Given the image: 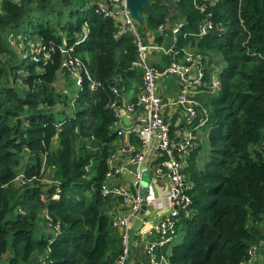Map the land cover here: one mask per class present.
<instances>
[{"label":"trees","instance_id":"16d2710c","mask_svg":"<svg viewBox=\"0 0 264 264\" xmlns=\"http://www.w3.org/2000/svg\"><path fill=\"white\" fill-rule=\"evenodd\" d=\"M99 1L1 0L0 264H117L123 251L122 231L103 208L122 199L101 194L118 137L108 103L118 96L111 85L131 91L142 73L131 64L133 34L104 15ZM141 13L138 29L156 44L159 24L164 32L183 21L176 56L191 41L204 55L206 82L212 73L218 79L216 89L204 88L205 99L196 96L207 109L209 148L202 165L199 146L184 160L192 202L175 221L181 239L162 251L167 264H249V248L264 242V59L257 54H264V0H149ZM207 17L214 26L196 34ZM32 35L45 47L35 59L30 51L19 58L13 41L28 46ZM62 45H73L95 89L82 68L77 90L66 94L72 76L61 66ZM171 60L172 52L163 54L162 64Z\"/></svg>","mask_w":264,"mask_h":264},{"label":"built area","instance_id":"2783aa9c","mask_svg":"<svg viewBox=\"0 0 264 264\" xmlns=\"http://www.w3.org/2000/svg\"><path fill=\"white\" fill-rule=\"evenodd\" d=\"M193 2L197 4L200 3V0H193ZM200 6L203 8L205 3L202 2ZM98 8L104 15L117 19L121 31L127 30L133 34L135 58L131 64L140 69L142 73L141 89L133 100L126 99L118 93L116 85L110 87L111 91L118 95L108 103L115 117L114 122L117 123L115 131L118 137H127L125 152L128 163L133 164V167H130L126 162H116L118 152L117 150L112 151L108 158V169L101 183L102 195H119L122 202L128 206L125 213L115 211L111 214L112 224L119 227L123 236V251L117 259V264H129L128 228L130 218L140 211L144 197L147 199V206L150 204L156 208L165 207L161 210L156 221H150L147 228H141L139 236L142 248L147 256L148 264H167V257L161 251V247L173 239L176 233L175 221L180 210L183 209L187 213L188 205L192 202L189 193L191 183L183 173L182 167L185 158L196 146L193 128H196L195 125H203L208 119L206 107L198 101L194 93L205 91L206 86L211 90L216 89L218 79L212 77L210 82H206L202 64L204 55L196 50H187L186 46L181 48L183 51L182 60L173 58L169 64L162 68L153 64L149 56V48L152 44L144 41L137 27V21L130 15L126 7V0H101L98 2ZM182 24L183 21L180 20L172 27V32L176 34ZM213 26L214 22L207 17L196 34H206ZM163 27L162 23L158 26L159 29H163ZM33 43L38 45L37 52L45 47L40 41ZM72 49L73 45L60 47V51L65 53L61 66L69 71L77 85L82 81L81 69L83 68L86 77L90 80L89 87L95 89L98 82L82 65L81 59L70 52ZM32 51H35V48H32ZM257 54L264 59V54L260 52ZM168 74H176L180 79L181 88H183L174 103L180 105L184 111V123L179 124L178 132L174 135L170 133V124L163 115L169 102L157 92V79ZM124 116L130 118V123L127 125L123 122ZM132 137L136 140L135 143L132 142ZM152 148L155 149L153 155L150 154ZM159 157L161 159L154 164V160ZM151 168L154 177L160 178L161 181L149 180L145 184V190L141 193V182ZM126 171L132 173L134 190L112 182L113 179ZM163 212L165 214L161 216ZM152 231L157 236H153L151 239L146 238V234ZM249 254L250 261L254 254V247L249 248Z\"/></svg>","mask_w":264,"mask_h":264},{"label":"crops","instance_id":"0c3cea01","mask_svg":"<svg viewBox=\"0 0 264 264\" xmlns=\"http://www.w3.org/2000/svg\"><path fill=\"white\" fill-rule=\"evenodd\" d=\"M180 20L178 21H174V22H170L169 24H166V31H162V29L158 28V32H162L163 33V38L160 44H156L153 41L154 35L150 32H148V40L149 42L152 44V47L149 51V56H150V61L157 65H161L163 62V54L164 53H168V52H172V59H178V60H182L183 58V53L180 57L176 56V53L178 52L177 49H175V43H176V36L175 33L172 32V27L177 24ZM187 50H191L194 51L195 50V45L193 43H191V41L186 45ZM167 64H162V66H158L159 68L165 67ZM211 64H208V67L212 68ZM194 69V68H193ZM214 70H216V67H214ZM215 75L214 73L211 74V77ZM119 75H116L115 80L118 81V77ZM211 79V78H210ZM135 85H132V90L131 91H127L126 89L124 90L123 88L120 89V94L125 97L126 99H131L135 94H137V89L138 87L141 89V82L139 81L138 85L135 86V88H133ZM181 86V85H180ZM183 88H181L176 94L172 93V86L166 87V90H161V95L163 96V98L165 100H167L169 103L166 105L164 111H163V115L166 118V121L169 123H173L172 122V117H175V121L174 124L175 125H179V123L184 120V111L182 110V108H180L181 106L174 103L175 99L177 98L178 94L181 92ZM203 92L199 91V92H195L194 94L197 97H201L203 96ZM136 96V95H135ZM196 97V98H197ZM198 99V98H197ZM199 102L203 103V101L198 99ZM180 106V107H179ZM127 117V120H125V125L129 124L130 122V118H128V116H124ZM197 126L199 125H195L193 128V132H195V130H197ZM202 130V135H204L206 139V131L205 129L202 128V126L199 128L198 133L201 132ZM178 132V127H175V133ZM195 135V133H194ZM203 139L200 138V136H196L195 135V143L196 146H199V144H201ZM127 137H123V136H119L116 139V146L114 148L113 151L117 150L118 152V157L116 159V162H126L127 165H129L130 167H133V164L128 163V158H127V153L125 152V148L127 147ZM133 143H135V141H132ZM155 152V149L152 148L150 150V154L153 155V153ZM153 163L150 162V166ZM200 165V164H199ZM149 166V165H148ZM150 168V167H149ZM148 178H146V182H144L145 184L149 181H156V182H160L161 179L160 178H155L154 174L152 173V168L148 170L147 174H145ZM145 180V179H144ZM112 182H115L118 185L124 186L126 188H129L131 190L135 189V185L133 183V176L132 173L129 171L124 172L123 174H120L119 176H117L115 179L112 180ZM163 203V202H162ZM165 206L162 207H153L152 205L148 204L147 208L144 210L143 213H141L140 211L135 214L133 217L130 218V223H129V228H128V246H129V255H128V263L129 264H148V260H147V256L145 254L144 249L142 248V244L140 241V230L141 228H147L148 224L150 223V221L154 222L156 221V219L158 218L161 210L164 208ZM113 210L119 213H125L126 212V208L123 206L120 208V206H112ZM165 214V212H163L161 214V216ZM179 231L176 232V234H178ZM175 234V237H176ZM153 236H157L155 233L150 232L148 234H146V238L151 239ZM182 237V236H181ZM181 239V238H180ZM173 242V240L171 241ZM170 242V243H171ZM177 242V241H176ZM174 242V243H176ZM170 243H166L165 245H163L161 247V251H167L169 252L171 245H169Z\"/></svg>","mask_w":264,"mask_h":264},{"label":"rangeland","instance_id":"374dc122","mask_svg":"<svg viewBox=\"0 0 264 264\" xmlns=\"http://www.w3.org/2000/svg\"><path fill=\"white\" fill-rule=\"evenodd\" d=\"M18 1V0H15ZM49 0H46V2ZM138 27V26H137ZM27 44L28 46H26V43L23 42V40H20L19 43L13 41L12 43V49L14 50V52L20 56L19 58H21L22 56L26 55L29 53V51L33 54H31V56L29 55L28 58L31 59H35L36 58V48L38 45L34 44L33 42H39V38L36 35H32L30 38H27ZM29 44L30 47H29ZM32 48H35V51H32ZM45 57V55H44ZM2 58H6V56H2ZM28 59V60H29ZM13 63L14 61L11 60ZM221 65V63H217L216 67H219ZM22 72V71H21ZM212 77H216V75H213ZM211 77V79H212ZM180 79L176 74H168V75H164L161 76L157 79V92L161 95V90H166V87L172 86V93L176 94L180 89ZM208 83V82H207ZM20 85L19 83H16L15 86ZM63 86V82H59V87ZM77 85L75 84L74 81V77H69L68 79H66V84L64 86V91L66 92V94L71 95L74 91L77 90ZM162 96V95H161ZM163 97V96H162ZM203 97L205 99V94L203 92ZM117 123H113V127L112 130L116 128ZM202 125L197 126V130H195V135L196 136H200L202 140L201 144H199V149L196 151V155H195V161L197 164L202 165L203 162L206 160L207 158V153H208V143H207V139L203 138L205 137L204 135H202V130L201 132L198 133L199 128ZM117 142L115 141V144ZM146 178H148L146 175H144V179L147 180ZM107 206H103L105 211H109L108 214H112L113 212H115L112 208V205L110 203V201H108V203H106ZM124 205V207H128L127 204L125 203H121L120 204V208ZM34 235L38 236V230L34 231ZM182 236V231H179L178 234H176V237L174 236L173 238V242H171L169 245H171L172 243L179 241L180 238ZM249 264H264V242H262L261 244H259L257 246L256 252H254V254L252 255V259L249 261Z\"/></svg>","mask_w":264,"mask_h":264},{"label":"water","instance_id":"95a60500","mask_svg":"<svg viewBox=\"0 0 264 264\" xmlns=\"http://www.w3.org/2000/svg\"><path fill=\"white\" fill-rule=\"evenodd\" d=\"M149 0H126V7L130 13V15L139 23L142 24L144 22L143 15L141 13L142 7L148 2ZM162 4L168 3L171 4L173 3V0H160ZM152 47V46H151ZM149 48V51L151 49ZM127 120V117L123 118V121L125 122ZM146 180L143 179L141 182L142 186L140 188V192L142 193L145 190V183ZM137 185V184H136ZM147 207V199L144 197L142 199L141 207H140V212L143 213L144 210Z\"/></svg>","mask_w":264,"mask_h":264},{"label":"clouds","instance_id":"9594fccd","mask_svg":"<svg viewBox=\"0 0 264 264\" xmlns=\"http://www.w3.org/2000/svg\"><path fill=\"white\" fill-rule=\"evenodd\" d=\"M174 236H175V235H174ZM173 238H174V237H173ZM172 240H173V239H172ZM172 240H171V241H172ZM171 241H170V242H171ZM170 242H168V243H170Z\"/></svg>","mask_w":264,"mask_h":264}]
</instances>
